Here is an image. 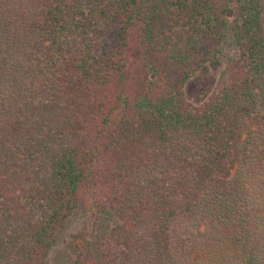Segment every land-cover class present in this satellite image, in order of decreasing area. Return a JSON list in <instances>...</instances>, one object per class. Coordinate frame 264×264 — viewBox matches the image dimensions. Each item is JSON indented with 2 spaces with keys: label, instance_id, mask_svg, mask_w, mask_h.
<instances>
[{
  "label": "trees",
  "instance_id": "obj_1",
  "mask_svg": "<svg viewBox=\"0 0 264 264\" xmlns=\"http://www.w3.org/2000/svg\"><path fill=\"white\" fill-rule=\"evenodd\" d=\"M81 207L72 264H264V0H0V264Z\"/></svg>",
  "mask_w": 264,
  "mask_h": 264
},
{
  "label": "rangeland",
  "instance_id": "obj_2",
  "mask_svg": "<svg viewBox=\"0 0 264 264\" xmlns=\"http://www.w3.org/2000/svg\"><path fill=\"white\" fill-rule=\"evenodd\" d=\"M230 22L232 17H229ZM229 56L234 51L227 48ZM228 55L223 57V64L210 65L193 74L186 82L184 91L188 100L194 105L201 104L215 89L221 73L224 70ZM104 216L98 210L79 208L71 216L67 227L56 244L51 248L47 264H72L75 257L74 244L80 239H94L102 229ZM73 244V245H72Z\"/></svg>",
  "mask_w": 264,
  "mask_h": 264
}]
</instances>
